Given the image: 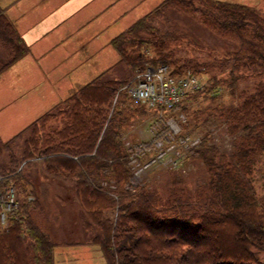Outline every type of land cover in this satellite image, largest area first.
I'll return each instance as SVG.
<instances>
[{
  "label": "trees",
  "instance_id": "obj_1",
  "mask_svg": "<svg viewBox=\"0 0 264 264\" xmlns=\"http://www.w3.org/2000/svg\"><path fill=\"white\" fill-rule=\"evenodd\" d=\"M201 29L220 42L201 40ZM110 44L112 67L8 141L0 137V188L15 189L19 204L9 227L0 226V264H55L63 246H90L104 264H264V194L255 188L264 163V13L222 0H161ZM186 47L203 56L182 55ZM2 50L0 76L31 53L0 9ZM159 66L206 79L160 112L184 116L183 137H200L187 157L205 168L198 186L180 173H169L165 191L132 182L131 157L147 158L127 146L124 130L149 111L128 88L138 70ZM208 100L216 106L206 109ZM218 126L234 138L231 153L213 142ZM54 182L65 193L57 199L78 206L85 240L52 236L47 221L61 212L50 209Z\"/></svg>",
  "mask_w": 264,
  "mask_h": 264
},
{
  "label": "rangeland",
  "instance_id": "obj_2",
  "mask_svg": "<svg viewBox=\"0 0 264 264\" xmlns=\"http://www.w3.org/2000/svg\"><path fill=\"white\" fill-rule=\"evenodd\" d=\"M17 1L19 0H0V6H10ZM222 1L251 6L264 13V0ZM183 24L180 25L183 26ZM192 24L195 25L194 22H192ZM183 27H185V25ZM200 34V39L205 41L209 45L220 42L215 35L205 29H201ZM3 53V50L0 51V55ZM116 53L117 52L112 50V48L107 44V46H105L102 51L99 52V54L97 55V59H65L57 68L63 70L69 65L75 67L78 66L79 68L73 70V73L71 75L66 76L62 80L58 81V88L54 89L51 88V85L50 87L46 88V85L50 80H53L54 77H58V72L54 75L44 74L43 76L33 74L32 69L27 65L37 63V61L33 59L35 58L33 55L30 54L28 55V57H25L31 59L24 58V63L21 62L13 65L12 68L10 67L3 75L0 76L1 139L3 141H8L13 136L25 129L27 126H29L31 123H33L35 120L40 118L42 115L53 109L63 99H66L71 92H69V90H63L61 88L66 82L68 83V85L74 87L72 89H77L78 87L84 86L91 80L95 79L96 76L102 72H96L97 70L105 67V65L107 64V68H109L114 63H116L118 58ZM181 54L191 57L203 56L201 53L194 52L188 47H186V50L182 48ZM159 68H166L168 75L172 77H193L197 81L199 87H203L206 80L204 76L194 75L192 73L186 75L173 74L172 70L167 66H159L156 68L147 67L143 70H138L135 74V78L140 73H146L149 70ZM24 78H26L27 80L25 81ZM31 79L33 80V82L40 84L30 85ZM45 80L46 83H43ZM134 80L132 82H134ZM217 103L221 104L223 107L230 105L229 92L228 95L223 96L221 102ZM217 103L208 100L204 103V107L206 109H211L214 108ZM158 118V122L146 120V116L141 119L139 118L137 120L139 122H136L134 125H132L131 127L129 126L124 130L126 143H129L130 146H137L138 144H142L143 142H149L151 140L154 141L156 139H161L162 142H164L162 147L159 144V148L163 150H158L156 153L151 155L152 160H154L160 152H163L158 163L150 168L151 170L148 174L143 173L142 177L137 176L138 178L141 177L139 182H144V184L148 185L150 188L165 191L169 186V173H180L192 187L204 183L205 168L200 160L198 161V159L196 158L192 160H186V157L189 156V152L192 154L191 150L189 149L190 146L191 148L192 146L194 147V145L198 143L197 141L200 137L195 133H193L194 135H191L188 142L189 146L187 148L185 147L184 149L186 154L185 156L184 153H182L183 150H181L184 147L177 146L175 150V146L173 149H171L172 146L170 147L169 145H166V143L172 145L176 144L174 142V139L177 137V135L182 134L180 132L179 118L185 120V117H180L179 115L178 117H175V115L172 117H169L168 115H164V117H161V114L159 113ZM156 122L157 124L155 125ZM150 130H157V138H154L155 135L152 137ZM213 142L222 153H231V151L233 150L234 138L228 135L224 126H218L214 130ZM196 148L197 147H194V149ZM176 160L177 163H179L175 167L174 162H176ZM54 183L55 184L53 185V187H51V191H48V198H51V196L55 198V203L52 201L50 209L51 211H57L55 205L57 204L60 206L61 212L60 216L56 215L55 212H53L54 214L50 213L51 218L49 221H47V226L50 229L52 236L59 244L67 243V240L65 238L67 236V232H74V236L79 235L77 240H85V236L87 235V233H85L83 229V217L78 206L72 205L71 203L69 205H67L66 203L62 204L59 200H61V198H64V190L56 182ZM255 188L258 194H264V163L258 166V171L255 176ZM75 248L76 247L72 246L58 247L56 248L54 253L56 254L57 251L59 252V254L61 253V259H63L64 264H104L100 252L95 251L92 247H78L84 248L79 250L78 252L77 249L75 250Z\"/></svg>",
  "mask_w": 264,
  "mask_h": 264
},
{
  "label": "crops",
  "instance_id": "obj_3",
  "mask_svg": "<svg viewBox=\"0 0 264 264\" xmlns=\"http://www.w3.org/2000/svg\"><path fill=\"white\" fill-rule=\"evenodd\" d=\"M160 3L161 0H19L0 9L31 49L30 54L37 63L27 65L33 74L43 76L58 72V77L46 85L54 89L58 88V81L79 68L71 65L63 70L57 68L65 59H97L107 44L114 50L111 41ZM107 66L96 72L102 71V74L110 68ZM33 84L40 83L31 79L30 85ZM61 88L74 90L67 82ZM76 249L78 252L84 248ZM61 258V253H54L55 264H64Z\"/></svg>",
  "mask_w": 264,
  "mask_h": 264
},
{
  "label": "built area",
  "instance_id": "obj_4",
  "mask_svg": "<svg viewBox=\"0 0 264 264\" xmlns=\"http://www.w3.org/2000/svg\"><path fill=\"white\" fill-rule=\"evenodd\" d=\"M198 88L199 86L197 81L193 77H172L168 75L166 68H159L149 70L146 73L138 74L134 83L129 85L128 94L134 101L139 102L146 108L154 111L158 109L164 110L176 107L179 103H181L187 94L197 90ZM156 124L157 123H155V125ZM150 131L152 137L154 135L156 137L157 130ZM174 142L177 145L167 143L166 145H169L170 147L172 146L171 149L175 146V150L177 146L184 147L183 149L189 146V138L176 137ZM159 144L162 147L164 142L155 143V153L158 150H163L159 148ZM161 154H163V152H160L154 160H151L143 166L138 164L135 159L132 161V165L135 170L134 180L136 183L141 178H138L139 176H142L144 172L148 171L151 167L158 163L161 158ZM178 163L177 160L174 162L175 167ZM17 210L18 204L15 190L11 188L6 192V194H4L0 189V225L3 229H7L9 227L10 216L17 213Z\"/></svg>",
  "mask_w": 264,
  "mask_h": 264
},
{
  "label": "bare ground",
  "instance_id": "obj_5",
  "mask_svg": "<svg viewBox=\"0 0 264 264\" xmlns=\"http://www.w3.org/2000/svg\"><path fill=\"white\" fill-rule=\"evenodd\" d=\"M18 204V203H17ZM18 208H19V204H18Z\"/></svg>",
  "mask_w": 264,
  "mask_h": 264
}]
</instances>
